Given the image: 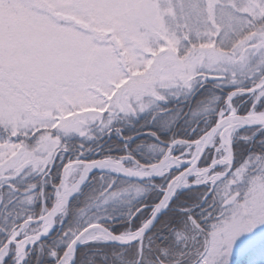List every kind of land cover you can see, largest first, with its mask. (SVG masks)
<instances>
[{"label":"snow or ice","instance_id":"1","mask_svg":"<svg viewBox=\"0 0 264 264\" xmlns=\"http://www.w3.org/2000/svg\"><path fill=\"white\" fill-rule=\"evenodd\" d=\"M0 264H264V0H0Z\"/></svg>","mask_w":264,"mask_h":264},{"label":"rangeland","instance_id":"2","mask_svg":"<svg viewBox=\"0 0 264 264\" xmlns=\"http://www.w3.org/2000/svg\"><path fill=\"white\" fill-rule=\"evenodd\" d=\"M254 259L258 262L261 259L259 252L255 255Z\"/></svg>","mask_w":264,"mask_h":264},{"label":"trees","instance_id":"3","mask_svg":"<svg viewBox=\"0 0 264 264\" xmlns=\"http://www.w3.org/2000/svg\"><path fill=\"white\" fill-rule=\"evenodd\" d=\"M114 154H117V153H114Z\"/></svg>","mask_w":264,"mask_h":264}]
</instances>
